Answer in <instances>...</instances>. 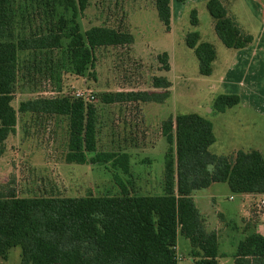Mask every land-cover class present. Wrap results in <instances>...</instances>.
<instances>
[{"label":"trees","instance_id":"trees-1","mask_svg":"<svg viewBox=\"0 0 264 264\" xmlns=\"http://www.w3.org/2000/svg\"><path fill=\"white\" fill-rule=\"evenodd\" d=\"M29 1L50 18L49 27L39 33H25L24 2L18 5L17 0H0V157L5 141L15 132L18 113L59 116L68 121L67 164L110 162L128 174L127 153H96L94 102L73 96L37 97L21 102L17 109L12 102L19 53L30 52L35 58L57 50L58 62H67L75 76H82L94 67L96 49L130 47L132 35L104 25L81 33L76 18L86 10L89 0ZM170 3L154 0L166 32L171 24ZM58 6L63 12L70 11L71 18L66 21L60 15L55 26L51 20ZM205 8L225 48L241 50L253 42L228 15L223 1L208 0ZM190 24L198 25L196 10L190 13ZM199 40L197 32H190L185 45L197 59L199 75L208 77L216 52L211 44ZM157 59L159 70L168 72L167 53ZM151 88L105 92L99 100L105 106L161 104L169 97L171 82L165 76H153ZM239 102L237 95L220 94L213 100V109L224 113ZM160 131L167 143L161 195L132 194L120 185L117 196L20 198L14 189L0 186V260L18 248L19 264H177L176 238L180 234L189 241L194 264H218L223 255L218 252L217 233L207 231L192 194L221 183L235 195H264V159L256 150L237 151L231 156L210 153L215 142L212 124L197 114L170 116L161 123ZM88 153L95 155L88 158ZM244 231L245 236L235 245L233 264H264V235L248 227Z\"/></svg>","mask_w":264,"mask_h":264},{"label":"rangeland","instance_id":"rangeland-1","mask_svg":"<svg viewBox=\"0 0 264 264\" xmlns=\"http://www.w3.org/2000/svg\"><path fill=\"white\" fill-rule=\"evenodd\" d=\"M17 3H23L21 6L27 8L22 24L26 34L39 33L49 27L50 18L42 9L35 8L33 1L17 0ZM174 3L172 0L175 8ZM182 4L177 3L182 6L179 21L174 22L172 31L166 32L158 19L154 0H89L86 10L76 18L81 33L91 27L109 26L131 34L133 44L96 49L94 67L88 68L82 76H75L67 62H58L57 50L52 55L35 58L30 52L18 54L12 106L17 109L21 102L37 97H72L76 89L91 93L96 99L93 104L96 110V153H127L129 173H123L110 162L67 164V119L18 113L15 132L5 141V150L0 157L1 187L14 189L20 198L117 196L120 185L132 194L161 195L167 143L161 136L160 125L170 116L179 114H197L211 122L215 142L209 147L210 153L231 156L237 151L256 150L264 159V97L245 99L243 104L224 113L213 109L215 97L224 94L221 78L225 77L227 60L234 50L225 48L215 35L213 20L204 3L195 7ZM224 5L243 32L252 35L259 28V20L248 3L224 0ZM62 10L58 6V12L51 20L55 26L60 15L66 21L71 18L70 11ZM192 10L197 12V26L190 24ZM190 32H197L200 42H207L215 49L216 59L208 77L199 75L197 59L185 45V36ZM67 42L65 40L64 45ZM162 53L168 55V72L159 70L161 64L157 56ZM153 76H165L171 82L169 97L163 103L109 106L100 103L99 95L105 92L151 91ZM259 85L264 95L262 74ZM87 155L92 158L95 154ZM218 188L214 205V201L208 202L210 214L217 218L214 216L216 211L225 215L237 212L242 198L231 194L226 184L197 191L195 199L197 195H209ZM260 200H264V195L248 204L235 237L226 239L221 235L220 251L231 254L219 259L222 264H233L232 254L239 233L246 227L255 230L257 225H264V206H259ZM224 225L233 230L230 222ZM190 251L189 241L177 235V264H194ZM19 255L18 248L11 249L0 264H19Z\"/></svg>","mask_w":264,"mask_h":264},{"label":"crops","instance_id":"crops-1","mask_svg":"<svg viewBox=\"0 0 264 264\" xmlns=\"http://www.w3.org/2000/svg\"><path fill=\"white\" fill-rule=\"evenodd\" d=\"M208 0H187L184 4H188L191 6H196L198 4H202L207 2ZM223 1L224 4V0ZM244 2L248 3L250 8L252 9V12L254 13L255 17L258 18V22L260 23L259 28L251 34L253 37V42L246 48L241 50H234L231 56H229V59L226 63V72L225 77L221 78V88L224 91V94H234L239 96L240 98V104L244 103L245 99L248 98H255L256 97H264V95L261 94L260 85H259V78L262 74L264 76V0H243ZM228 3V2H227ZM175 8L172 5L171 0V24L170 29L172 31L173 24H175L180 19V9L182 6L177 5V2L175 1ZM181 4V3H178ZM182 4V5H184ZM213 130V128H212ZM221 183L212 184L207 189H210L212 186H216ZM228 187V186H227ZM222 188V187H220ZM229 189V188H228ZM219 191L218 189H215L213 193H210L209 195H197V198L195 199L194 193L192 194V198L194 201V204L199 211L202 219L204 220L205 227L207 231H215L218 236V242H219V249L218 252L220 255H231V254H224L220 251V240L221 235L225 237L226 239H231V236L235 237V234L238 233L241 228L240 222L243 218V216L246 215L248 204L251 202L252 199L258 197L255 195H237L242 198V204L239 206V210L236 212H228L225 214L216 211L214 216H217L218 222L216 221L217 218L213 217L210 212L208 211V202H212L213 205L215 203L214 198L216 197V193ZM197 192V191H196ZM230 192V191H229ZM231 193V192H230ZM232 194V193H231ZM235 195V194H233ZM229 200H232V197L229 198ZM204 204H207L206 207ZM198 205V207H197ZM216 205V204H215ZM239 220V221H237ZM213 222V223H212ZM225 222L231 223L233 230H228L224 226ZM239 222V224H238ZM224 228V229H223ZM211 229V230H208ZM262 229V231H261ZM254 230V229H252ZM255 231L257 233H260L264 235V225L260 226L257 225L255 228ZM223 233V234H222ZM240 237L239 240H242V238L245 236V231L239 233ZM238 240V241H239ZM229 246V244H228ZM235 251V250H234ZM233 251V253H234ZM218 264H222L223 262H220L218 260Z\"/></svg>","mask_w":264,"mask_h":264},{"label":"built area","instance_id":"built-area-1","mask_svg":"<svg viewBox=\"0 0 264 264\" xmlns=\"http://www.w3.org/2000/svg\"><path fill=\"white\" fill-rule=\"evenodd\" d=\"M72 96L75 98L82 99V100L87 101V102H94L95 101L94 95H91V93L86 94L83 91H80L77 89L74 91ZM259 206H264V200H260Z\"/></svg>","mask_w":264,"mask_h":264}]
</instances>
